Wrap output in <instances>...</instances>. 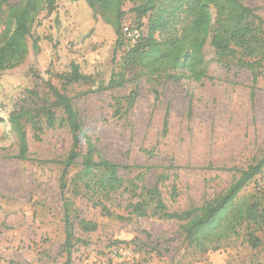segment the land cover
<instances>
[{"label": "rangeland", "instance_id": "rangeland-1", "mask_svg": "<svg viewBox=\"0 0 264 264\" xmlns=\"http://www.w3.org/2000/svg\"><path fill=\"white\" fill-rule=\"evenodd\" d=\"M19 1L10 0L12 4ZM143 1L124 0L121 19L122 26L138 28L141 35L146 19L138 27L131 8ZM242 1L264 20V0ZM34 38L38 51L29 50L21 65L0 77L2 116L16 104L32 117V122L22 119L27 160L12 158L17 152L16 136L0 124V264L65 263L64 199L72 223L71 264H264L261 223L244 221L226 232L218 249L201 252L187 243L181 222L137 216L125 208L154 185L168 211L200 206L223 194L242 170L260 160L264 154V61L253 95L250 72L236 64L216 63L209 44L204 54L210 69L199 81L150 76L131 80L136 69L127 68L123 85L97 90L98 83L122 69L130 47L125 39L116 47L112 29L93 23L80 5L69 0H58L50 16L39 13L29 47ZM70 61L77 62L94 83H64L59 75ZM46 70L53 86L69 96L78 111L85 134L80 152L87 149L89 138L94 160L122 166L121 184L105 204L124 219L102 215L93 204L97 197L84 191L77 178L82 156L68 170L65 190L60 192L59 162L69 150L70 133L60 109H55L53 128L39 122L44 100H52L43 84ZM263 195L264 166L240 190L235 207L260 204ZM79 219L95 222L96 230L83 232ZM116 246L129 253L114 254Z\"/></svg>", "mask_w": 264, "mask_h": 264}, {"label": "trees", "instance_id": "trees-1", "mask_svg": "<svg viewBox=\"0 0 264 264\" xmlns=\"http://www.w3.org/2000/svg\"><path fill=\"white\" fill-rule=\"evenodd\" d=\"M69 1L80 5L93 23L109 26L115 36L116 47L125 42L121 25L124 0ZM57 2L58 0H20L17 4H12L10 0H0V77L4 76L5 70L21 65L29 50L38 51L36 38L32 40L30 47L28 44L31 28L40 12L45 11L48 16L53 14L57 10ZM131 11L140 22L138 27L143 25L142 19H146L145 33L128 48L120 72L112 73L106 82L98 83L97 90L123 85L128 80L124 77V70L127 68L136 69L131 80L150 76L163 77L172 82H180L183 79L199 81L208 76L210 69L204 54L205 46L209 44L216 63L226 67L236 64L250 72L251 95L254 94L253 86L258 81L264 61V20L242 0H144L133 6ZM46 71L47 77L43 78V84L52 100H44L43 114L38 115L39 122L43 121L48 128H53L55 109H60L70 133L69 150L59 162L62 164L60 192L65 190L68 170L76 159L82 156L81 169L77 174L80 185L84 191L97 197L93 204L100 207L102 215L124 219V216L111 212L105 204L111 193L117 191L121 184L118 171L122 166L105 159L94 160V147L89 138H86L87 149L83 154L80 152L81 140L85 134L78 111L71 98L53 86L50 81L51 73ZM59 77L67 84L94 83L92 77L83 73L75 61H70ZM24 92L37 96L32 90ZM27 111L20 110L16 104L7 116H2L0 110V124H6L16 136L17 152L12 158L17 160L28 159L27 133L22 122L23 118L32 122V117ZM167 123L166 111L164 130ZM263 166L264 154L256 163L242 170L223 194L200 206L183 211H168L157 186L154 185L146 188L145 193L139 194L135 202H128L125 208L137 216H155L181 222L180 229L189 245L201 252L216 250L226 232L242 222L264 225V195L260 203L262 205L254 202L242 208L235 207L240 190L252 177L260 173ZM62 207L63 248L66 253L64 264H71L73 233L65 199ZM78 225L83 232H92L97 228L95 222L84 219H79ZM253 240L251 238L250 242ZM252 246H256L255 242Z\"/></svg>", "mask_w": 264, "mask_h": 264}, {"label": "built area", "instance_id": "built-area-1", "mask_svg": "<svg viewBox=\"0 0 264 264\" xmlns=\"http://www.w3.org/2000/svg\"><path fill=\"white\" fill-rule=\"evenodd\" d=\"M122 34L124 39L129 43L130 46L136 43L138 38H140V30L138 28L131 27L129 25H123L122 26ZM114 254H120V255H126L129 252L124 250L121 247L116 246L113 248Z\"/></svg>", "mask_w": 264, "mask_h": 264}]
</instances>
